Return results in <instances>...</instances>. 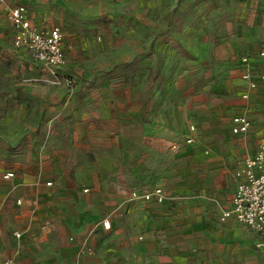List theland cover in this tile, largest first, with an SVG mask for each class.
<instances>
[{
    "label": "crops",
    "instance_id": "0c3cea01",
    "mask_svg": "<svg viewBox=\"0 0 264 264\" xmlns=\"http://www.w3.org/2000/svg\"><path fill=\"white\" fill-rule=\"evenodd\" d=\"M140 1L145 8V17L139 22L143 29H138L137 20L132 21L129 16H122L117 22L101 19L99 32L103 40H107L106 31L122 35V31L114 32L117 29L114 25L129 27L132 23L135 26L132 32L136 34L133 40L139 37L137 33L143 32L148 41L146 49L150 50L154 24L191 25L194 49H206L208 43L215 60V73L229 74L225 83L216 85L215 91L228 90L240 80L241 97L245 82L241 78L243 63L240 58L248 55L257 82L248 98L254 95L257 102H264V79L260 78L264 74V57L258 54L264 47V0H0V21L7 22L6 29L0 31V264H4L5 259H10L9 264H68V256L64 261L67 248L73 255L70 264H100L99 258L94 259L93 255L94 249L101 248L103 242L98 238L100 244L95 245L94 240L100 234L114 231L115 224V220L99 217L110 195L109 184L116 185L111 194L115 201H125L124 209L127 206L130 211L134 207L140 210V223L146 231L139 236L156 234L158 238L169 234L179 241L175 245L177 249L164 247L165 244L156 241L148 242L153 252L152 264H248V255H252L257 264H264V246H256L259 236L251 230L257 236L254 246L249 251L248 243L241 242L238 253L237 247L225 238L226 232L228 235L239 232L232 222L238 221L233 217L220 220L221 212L231 204L235 189L233 172L246 155L237 160L232 172L229 205L217 218L219 222H228L227 226L213 233L211 226L204 222L192 224L202 220L206 213L190 217L188 212H178L181 203L186 201L179 187L173 190L174 198L161 203L130 196L132 190L144 192L155 186L172 194L168 188L171 185L169 175L177 173L181 167L176 165L169 170L166 148L173 144L178 152L181 140L171 138L169 119L157 120L148 112L153 99L150 83L142 88L136 81H81L71 83L70 92L66 93L64 87L55 83L26 82L24 79L31 67L25 65L22 49L32 56L27 49L14 43V29L5 16L9 7L24 4L32 25H59L67 34L66 40L74 41L75 35L83 40L86 33L97 29L98 17L105 16L106 2L123 10L135 7ZM154 8L161 10L160 16ZM174 12L180 15L174 16ZM106 25L107 30L103 29ZM174 37L185 48L183 29ZM130 49L137 55L136 48ZM197 103L199 106L208 104L209 109L214 110L210 108L213 99ZM210 112L208 117L212 115ZM237 112L246 113L252 124L249 111L236 110L231 116ZM10 113L17 114L19 119L14 122ZM27 115L34 116L33 127H29L33 131L28 133L26 125L18 124L20 117ZM45 120L49 122L48 130L41 125ZM13 123L17 124L12 126ZM190 123L196 126L197 137L198 125ZM229 132L232 136L239 135L230 131V125ZM187 134L188 126L183 140ZM106 136H109L107 142ZM7 171H12L13 175L4 177ZM126 188L129 189L127 197ZM17 198L20 203L16 202ZM171 203L176 206L169 209ZM123 212L119 209L114 215L121 217ZM103 218L109 219L108 228L96 226ZM15 230L22 235L15 236ZM210 234L217 239L211 240ZM71 236L74 239H70ZM86 236L91 251L77 254L78 245ZM17 245L21 246V253L15 251ZM37 249H49V252Z\"/></svg>",
    "mask_w": 264,
    "mask_h": 264
},
{
    "label": "rangeland",
    "instance_id": "374dc122",
    "mask_svg": "<svg viewBox=\"0 0 264 264\" xmlns=\"http://www.w3.org/2000/svg\"><path fill=\"white\" fill-rule=\"evenodd\" d=\"M134 5L133 8L118 10L113 8L111 3L106 2L104 18L98 17L97 29L91 34L86 33V38L84 37L83 40H79L78 35H75L74 41L66 40L67 34L64 28L57 25L64 40L63 47L64 43L66 46L64 62L58 67L48 69L22 49L24 63L27 67H31L25 73L24 79L26 82L55 83L57 86L64 87L63 92L66 93L70 92L71 83L81 81L116 80L126 83L136 81L141 83L142 88L145 83H150L153 87V99L148 112L152 118L157 120L169 119L172 126L170 128L171 138L181 140L178 152H176L177 146L173 147V144H169L166 148L167 154H165L168 158L169 170L176 165H181L177 173L169 175L171 185L168 186L172 195H174L173 190L178 187L185 195L186 201L181 203L178 212H188L187 215L190 217L206 213L202 220L198 221V219L192 224L204 222L210 225L215 233L219 228L226 227L228 223L219 222L217 218L220 211L229 205L233 188L232 172L237 160L253 152L258 142L264 138V102L262 104L257 102L254 95L247 100L242 99L239 92L240 80H236L228 90L215 91L216 85L225 83L229 74L227 72L215 73V60L208 43L206 49H194L191 25L154 24L153 46L150 50L146 49L148 41H145L143 32L137 33L139 37L133 40V38L136 39V34L132 32L135 28L132 23L129 27L114 25L117 28L114 32L118 34L122 31V35L117 36L106 31L105 39L107 40H103L99 32L101 19H105V22L107 19L117 22L122 16H129L132 21L137 20L138 29H143V25L141 26L139 22H142L145 17L144 3L140 1ZM154 12H158L160 16L161 10L154 8ZM178 14V12L173 13L174 16H179ZM5 16L8 17L7 12ZM6 25L7 22L1 20L0 31H4ZM103 27L107 30V25ZM182 29L185 32V48L182 47L180 41L174 39V36L180 34ZM133 47L136 48L137 55H133L130 49ZM232 80L230 78L231 82ZM212 99L214 104L210 108L214 110L209 109L208 104L199 106L200 103H197L199 100L201 103H207ZM241 109L249 111L252 124L247 132L232 136L229 132L230 116L236 110ZM210 111L212 115L208 117L211 114ZM2 117H5V114ZM9 117L14 119V122L19 119L17 114L10 113ZM192 121L198 125V135L194 142L186 143L182 135ZM16 124L13 123L12 126ZM18 124L26 125V133H28L32 130H29V127H33L34 116L20 117ZM41 125L43 129L48 130V120ZM108 137L106 136V142ZM106 160H108L107 154ZM115 190V184L107 186L110 195L104 202L103 214L99 215V217L115 220L114 231L109 230L105 235L100 234L94 240L95 245L100 244L99 241L103 243H101V248L94 249L93 258L98 257L100 264H152L153 252L149 250L148 242L156 241L165 244L164 247H174L179 241L169 234L158 238L156 234L139 238V234H144L146 231L140 223L141 212L135 207L131 211L127 206L124 209L125 201H115L111 194ZM128 193L129 189L126 188L124 193L126 197ZM170 206L169 209L175 207L176 203H171ZM94 207H96V202H94ZM119 209L124 211L121 217L114 215ZM232 222L237 225L239 232L231 235L226 232L225 238L237 247L238 253L241 242H247L250 251L257 236L243 224ZM116 227H121V229L117 230ZM18 239L21 240L20 237ZM210 239L215 241L217 238L210 234ZM175 247L177 249V246ZM20 248L21 246L17 245L15 251L21 253L23 250ZM37 251L49 252V249H37ZM65 251L64 261L68 256L70 258L68 264H70L73 262L71 249L67 248ZM248 264H257L252 255H248Z\"/></svg>",
    "mask_w": 264,
    "mask_h": 264
},
{
    "label": "built area",
    "instance_id": "2783aa9c",
    "mask_svg": "<svg viewBox=\"0 0 264 264\" xmlns=\"http://www.w3.org/2000/svg\"><path fill=\"white\" fill-rule=\"evenodd\" d=\"M8 20L14 29V43L16 46L27 49L32 58L50 68L60 66L64 62V47L61 30L58 26L37 27L30 23L24 4H16L8 9ZM259 56L264 57V47L258 51ZM243 70L241 78L245 82V89L241 93L243 99L249 97V91L257 86L253 73V65L248 55L241 56ZM264 79V74L260 75ZM251 120L244 112H237L231 116L230 131L233 134H241L248 131ZM196 126L188 125V134L185 136L186 143H192L195 139ZM235 189L229 208L223 210L220 220L228 217L235 218L238 222L247 226L256 233L259 238L256 246H264V139L259 142L252 154L246 155L238 163L234 170ZM13 175L12 171L3 174L4 177ZM48 184L51 182L48 181ZM131 198H141L144 201L163 202L167 198H174L172 194H166L161 186H155L150 190L138 192L132 190ZM20 203V199H16ZM96 226L108 228L110 221L103 218L96 222ZM15 236L20 232L15 230ZM142 238V236H139ZM70 239H74L73 236ZM87 245V236L84 237L77 248V254L90 252ZM10 259H5L4 264H9ZM156 264V263H153Z\"/></svg>",
    "mask_w": 264,
    "mask_h": 264
}]
</instances>
